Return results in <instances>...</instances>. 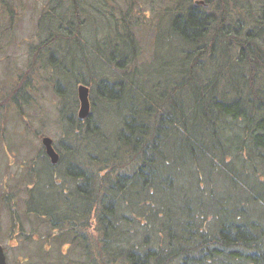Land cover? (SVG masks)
<instances>
[{"label": "trees", "instance_id": "obj_1", "mask_svg": "<svg viewBox=\"0 0 264 264\" xmlns=\"http://www.w3.org/2000/svg\"><path fill=\"white\" fill-rule=\"evenodd\" d=\"M257 1L254 9L245 0H157L141 19L132 11L133 0L126 11L112 12L117 34L106 39L110 54L106 44L92 50H104L120 73L115 81L103 79L98 85L120 90L117 101H131L122 102L117 134H105L92 112L80 120L75 109L69 110L65 120L61 108L65 152L56 148L60 160L54 165L43 147L39 151V161L52 167L45 198L38 194L36 176L29 171L25 178L27 212L51 227L42 243L47 251H62L51 264H264V0ZM106 3L114 8L118 2L70 0L71 15L77 20L93 13L104 17L108 13L97 7ZM153 12L157 29L169 20L181 46L175 58L160 64L167 79L144 87L139 79L148 77L142 71L148 64L138 65L135 27L156 25L149 19ZM238 14L247 20H235ZM58 40L80 42L81 27L37 47L33 64L44 61L42 54H52ZM154 42L155 35L153 50ZM234 68L240 80H233ZM34 73L30 68L11 86L9 104L16 110L29 102ZM90 100L92 111L96 100L110 105L116 99L90 94ZM182 140L189 144V160L183 164L167 152ZM62 164L66 173H55ZM184 164L195 183L176 196L171 171ZM56 176L69 178L73 187ZM203 179L211 187L207 193L199 189ZM217 180L230 182L243 196L234 202L225 183L219 191Z\"/></svg>", "mask_w": 264, "mask_h": 264}, {"label": "rangeland", "instance_id": "obj_2", "mask_svg": "<svg viewBox=\"0 0 264 264\" xmlns=\"http://www.w3.org/2000/svg\"><path fill=\"white\" fill-rule=\"evenodd\" d=\"M154 1L157 0H136L135 9L132 11L138 15V18L144 19L146 16L143 12L149 14L154 8ZM247 1L251 6L254 5V9L259 6L257 0ZM247 1L245 0L246 5ZM116 2L118 3L114 4V8L110 3L97 7L102 12L108 13L104 17L103 14L93 13L95 15L85 14L77 20L71 15L70 0H0V244L5 247L7 256L13 264L18 262V257L25 259L23 264H51L54 259L62 255L59 248L50 247L47 251V246L42 243L46 241L45 234L51 232V227L45 218L27 212L29 196L26 189L29 181L25 180L29 171V174L36 176L40 181L38 194L41 198H45L44 185L51 179L52 167L46 160L39 161V151L43 147L42 137L49 136L54 140L55 147L65 152L64 130L60 122L61 108L65 110V120L69 110L75 109L78 115L80 107L78 85L89 82L91 96L97 99L107 97L116 99L110 105L96 100L97 109L91 111L93 118L97 117L104 133L114 138L117 134V126H121L118 112L122 102L131 104L129 98L117 101L122 96L120 90L98 85L103 79H107V84L115 81L120 77V73L116 64L108 61L104 50L102 53L92 50L93 46L96 48L106 44L108 36L113 39L117 30L113 24L115 20H111L112 12L117 8L126 11L133 0H116ZM4 3H7L10 9ZM87 11L91 14L95 12L90 4L87 6ZM154 14L155 12L149 16V19H154L151 21H155L156 25H150L147 30H139L137 25L135 27L137 30L135 37L140 47L138 65L140 67L148 64L142 68L148 77L139 79L144 87L167 79L166 73L159 69L160 64L164 60L175 58L181 46L179 36L172 34L169 29L170 21L163 20L161 27L157 29L159 22ZM236 19L247 20V16L238 14L235 16ZM77 24L81 27L80 42L58 40L54 43L52 54H42L44 61L33 64L37 47L53 35L68 33L69 28L74 29ZM154 35L155 52L152 49ZM97 41H100L99 45H96ZM106 50L110 54L111 49L108 44ZM30 68L33 71L35 69L36 73H34L33 87L29 91V102L22 103L20 110H16L9 104V101H12L11 86ZM232 73L234 81L240 80L236 68ZM168 76L170 77V73ZM173 144L175 145L169 144L171 146L167 149L168 154L173 155L178 163L183 164L188 161L189 144L185 140ZM175 146H178V151L174 153ZM66 161L68 160L65 159L64 162ZM33 163L36 164L32 169ZM188 167L184 164L181 170L173 167L171 171L177 181V188L174 191L176 196L180 194L182 187H189L195 183V176ZM54 171L65 174L67 167L62 164L54 168ZM215 176V173L211 175L214 182ZM56 180L59 183L63 182L64 186L73 187V182L69 178L56 176ZM183 180L187 183H183ZM224 183L225 191L230 190L234 202L238 197L243 196L239 190L232 189L230 182ZM224 183L217 180L216 185L221 187L220 185ZM200 187L203 193L209 192L211 188L204 179L200 181L199 189ZM219 191H223L222 187ZM208 210H212L210 204ZM89 228L88 232L94 234V231H91L92 227ZM43 254L47 255L48 261L42 257Z\"/></svg>", "mask_w": 264, "mask_h": 264}, {"label": "water", "instance_id": "obj_3", "mask_svg": "<svg viewBox=\"0 0 264 264\" xmlns=\"http://www.w3.org/2000/svg\"><path fill=\"white\" fill-rule=\"evenodd\" d=\"M204 3V1H200ZM199 2V3H200ZM78 98L80 107L78 111V118L86 120L91 114V101H90V87L84 83L78 85ZM42 145L45 148L46 154L52 164L56 165L60 160V154L54 146V140L49 136L42 138ZM0 264H8L6 261V254L4 247L0 244Z\"/></svg>", "mask_w": 264, "mask_h": 264}, {"label": "flooded vegetation", "instance_id": "obj_4", "mask_svg": "<svg viewBox=\"0 0 264 264\" xmlns=\"http://www.w3.org/2000/svg\"><path fill=\"white\" fill-rule=\"evenodd\" d=\"M44 149V148H43ZM44 151H45V149H44ZM45 154H46V151H45ZM47 155V154H46ZM49 158V157H48ZM15 224H16V221L14 222ZM20 234H22V233H20ZM3 246V245H2ZM4 247V246H3ZM4 251H5V254H6V261H7V263L8 264H13V263H11L10 262V260H9V256H7V253H6V250H5V247H4ZM25 262V259H23V258H21V259H19V257H18V262L16 263V264H23Z\"/></svg>", "mask_w": 264, "mask_h": 264}]
</instances>
